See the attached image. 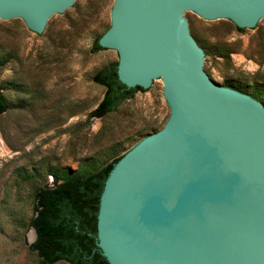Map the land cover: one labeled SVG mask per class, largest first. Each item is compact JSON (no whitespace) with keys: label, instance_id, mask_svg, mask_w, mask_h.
Listing matches in <instances>:
<instances>
[{"label":"water","instance_id":"1","mask_svg":"<svg viewBox=\"0 0 264 264\" xmlns=\"http://www.w3.org/2000/svg\"><path fill=\"white\" fill-rule=\"evenodd\" d=\"M81 2L0 0V20L44 36ZM192 10L247 30L264 23V0H114L99 38L119 52L123 83L163 81L171 106L106 180L97 228L111 264H264V107L213 81Z\"/></svg>","mask_w":264,"mask_h":264},{"label":"rangeland","instance_id":"2","mask_svg":"<svg viewBox=\"0 0 264 264\" xmlns=\"http://www.w3.org/2000/svg\"><path fill=\"white\" fill-rule=\"evenodd\" d=\"M113 5L82 0L44 36L24 20H0V87L8 103L0 114V264H44L30 248L39 187L124 156L171 116L159 81L117 110L90 117L105 92L94 75L120 58L108 47L93 50L112 24ZM186 18L209 56L213 81L235 83L231 88L264 107V23L239 31L230 19L211 21L194 10Z\"/></svg>","mask_w":264,"mask_h":264},{"label":"trees","instance_id":"3","mask_svg":"<svg viewBox=\"0 0 264 264\" xmlns=\"http://www.w3.org/2000/svg\"><path fill=\"white\" fill-rule=\"evenodd\" d=\"M236 27L239 31L245 30V27ZM99 38L94 43V51L104 48L99 44ZM118 63L112 62L94 75V81L103 85L105 92L90 112V117L101 118L117 110L139 90H147L139 85L128 87L123 83L119 79ZM229 85L237 87L233 82ZM7 108L8 103L0 87V114ZM122 157L87 173H68L62 181L56 178L53 185L36 190L30 224L36 229L37 238L30 248L38 253L44 264L61 260L69 264H111L98 244L97 222L106 180Z\"/></svg>","mask_w":264,"mask_h":264}]
</instances>
